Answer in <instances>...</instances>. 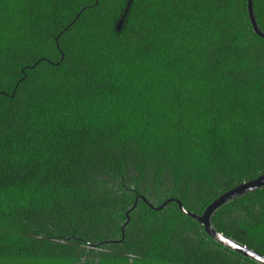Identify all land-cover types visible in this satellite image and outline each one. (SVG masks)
<instances>
[{
  "label": "trees",
  "instance_id": "16d2710c",
  "mask_svg": "<svg viewBox=\"0 0 264 264\" xmlns=\"http://www.w3.org/2000/svg\"><path fill=\"white\" fill-rule=\"evenodd\" d=\"M126 2L0 0V264H259L174 202L126 215L264 172L246 0H132L118 32ZM212 225L264 255V188Z\"/></svg>",
  "mask_w": 264,
  "mask_h": 264
},
{
  "label": "water",
  "instance_id": "95a60500",
  "mask_svg": "<svg viewBox=\"0 0 264 264\" xmlns=\"http://www.w3.org/2000/svg\"><path fill=\"white\" fill-rule=\"evenodd\" d=\"M132 0H127L126 5L124 7L123 13L120 16V18L117 20L115 24V30L120 31L122 28V25L124 23L125 17L127 15L128 9L130 7ZM246 11H247V17L249 20V23L251 25V28L255 35H257L259 38L264 40V31L260 29V27L257 24L255 15H254V9H253V0H246ZM65 30V29H64ZM264 188V172H261L257 174L256 176L242 181L238 184H235L233 187L219 192L216 197H214L202 210L201 213H194L192 211L187 210L184 208L182 203L179 200H175L173 198H169L167 200H164L161 204L158 206H154L151 203H149L144 196H138L135 198L133 205L128 209L126 212V215H128L129 212H131L136 204L138 199H141L147 206H149L153 210H161L164 208L168 203L174 202L177 204L178 209L186 216L190 217L191 219L195 220L197 223H199L202 227V230L206 236H208L210 239L217 242L219 245H221L224 248H227L228 250L234 251L237 254L241 255L245 258H250L254 261H256L259 264H264V255L261 253L255 252L246 246L222 235V233L218 232L212 225V217L216 210H218L220 207H222L224 204L237 199L239 197H242L248 193H251L257 189ZM128 218L125 222L127 223ZM108 242V241H106Z\"/></svg>",
  "mask_w": 264,
  "mask_h": 264
}]
</instances>
